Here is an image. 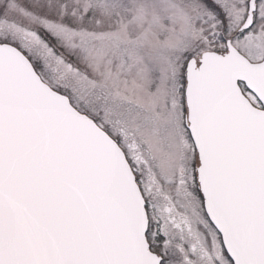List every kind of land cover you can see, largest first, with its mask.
Instances as JSON below:
<instances>
[{
    "label": "snow or ice",
    "instance_id": "obj_1",
    "mask_svg": "<svg viewBox=\"0 0 264 264\" xmlns=\"http://www.w3.org/2000/svg\"><path fill=\"white\" fill-rule=\"evenodd\" d=\"M0 264H264V0H0Z\"/></svg>",
    "mask_w": 264,
    "mask_h": 264
}]
</instances>
